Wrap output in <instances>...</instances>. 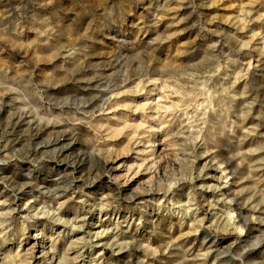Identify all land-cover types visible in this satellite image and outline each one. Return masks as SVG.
<instances>
[{
  "label": "rangeland",
  "instance_id": "374dc122",
  "mask_svg": "<svg viewBox=\"0 0 264 264\" xmlns=\"http://www.w3.org/2000/svg\"><path fill=\"white\" fill-rule=\"evenodd\" d=\"M0 225V264H264V0H0Z\"/></svg>",
  "mask_w": 264,
  "mask_h": 264
},
{
  "label": "bare ground",
  "instance_id": "6f19581e",
  "mask_svg": "<svg viewBox=\"0 0 264 264\" xmlns=\"http://www.w3.org/2000/svg\"><path fill=\"white\" fill-rule=\"evenodd\" d=\"M217 117V116H216ZM74 154V153H73ZM203 160H206V157L203 158ZM81 161V160H80ZM83 161V160H82ZM88 161V160H87ZM210 161H206V164H208ZM211 163V162H210ZM77 164V163H76ZM213 166V165H212ZM213 167L208 166L209 170H212ZM214 169V168H213ZM217 169V168H216ZM206 190V189H205ZM212 191V190H211ZM211 196H213V194H211ZM110 235V234H109ZM114 236V235H113ZM98 237V236H97ZM114 243V242H113ZM122 251V249H120ZM52 261V260H51ZM79 264V263H78Z\"/></svg>",
  "mask_w": 264,
  "mask_h": 264
},
{
  "label": "clouds",
  "instance_id": "9594fccd",
  "mask_svg": "<svg viewBox=\"0 0 264 264\" xmlns=\"http://www.w3.org/2000/svg\"><path fill=\"white\" fill-rule=\"evenodd\" d=\"M0 227H2V225H0ZM0 236H3V233H0Z\"/></svg>",
  "mask_w": 264,
  "mask_h": 264
}]
</instances>
